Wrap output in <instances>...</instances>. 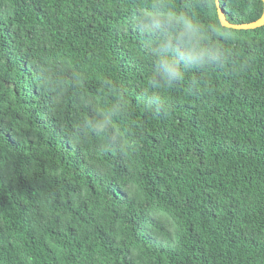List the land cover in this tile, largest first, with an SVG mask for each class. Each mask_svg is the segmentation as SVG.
<instances>
[{
  "label": "trees",
  "instance_id": "1",
  "mask_svg": "<svg viewBox=\"0 0 264 264\" xmlns=\"http://www.w3.org/2000/svg\"><path fill=\"white\" fill-rule=\"evenodd\" d=\"M195 33L223 55L164 83L161 42ZM0 264H264V24L222 27L215 0H0Z\"/></svg>",
  "mask_w": 264,
  "mask_h": 264
},
{
  "label": "clouds",
  "instance_id": "2",
  "mask_svg": "<svg viewBox=\"0 0 264 264\" xmlns=\"http://www.w3.org/2000/svg\"><path fill=\"white\" fill-rule=\"evenodd\" d=\"M170 39L177 38L171 37ZM199 41L200 37L198 33L189 38L181 36L179 38V45L181 47H174L172 49L176 53L172 59H168V53L163 51L169 47V44L161 42L160 47L162 51L158 53L160 58L157 61V65L164 83L171 85L178 80L181 77L182 66L185 68L189 66L203 67L210 61L223 55L219 48L203 46Z\"/></svg>",
  "mask_w": 264,
  "mask_h": 264
},
{
  "label": "water",
  "instance_id": "3",
  "mask_svg": "<svg viewBox=\"0 0 264 264\" xmlns=\"http://www.w3.org/2000/svg\"><path fill=\"white\" fill-rule=\"evenodd\" d=\"M262 2L264 5V0H262ZM215 5H216V9H217V16H218L219 22H220L222 27L230 28V29H234V30H251V29H255L257 27H260L264 24V7H263L262 15L258 20L251 22V23H248V24H231V23L227 22L226 19L224 18L223 11L220 7V0H215Z\"/></svg>",
  "mask_w": 264,
  "mask_h": 264
}]
</instances>
